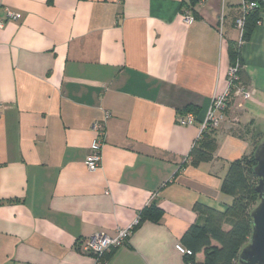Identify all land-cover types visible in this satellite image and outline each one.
Segmentation results:
<instances>
[{
  "label": "crops",
  "instance_id": "crops-1",
  "mask_svg": "<svg viewBox=\"0 0 264 264\" xmlns=\"http://www.w3.org/2000/svg\"><path fill=\"white\" fill-rule=\"evenodd\" d=\"M0 4L20 14L0 29V264H97L81 242L115 237L153 205L161 219L140 222L100 264H186L176 245L203 222L195 206L226 211L229 164L264 135V12L241 49L254 94L228 106L214 161L194 166L199 124L228 89L241 0ZM188 110L197 124L178 122ZM102 121L103 160L90 172Z\"/></svg>",
  "mask_w": 264,
  "mask_h": 264
},
{
  "label": "trees",
  "instance_id": "trees-1",
  "mask_svg": "<svg viewBox=\"0 0 264 264\" xmlns=\"http://www.w3.org/2000/svg\"><path fill=\"white\" fill-rule=\"evenodd\" d=\"M193 1L198 3V0ZM256 1L259 8L247 14L240 44L236 42L230 44L231 66L240 65L239 83L244 86H247L249 81L244 73L242 43L251 39L254 29L262 22L261 13L264 12V2ZM232 103H234L233 100L229 101L228 106ZM187 113H193L197 117L196 111L188 110ZM244 131V134L252 133L250 128H245ZM232 133L241 137L236 130H232ZM263 137L264 135L255 139L254 149L250 154L230 162L221 183V193L232 198V203L226 211L220 212L204 205L195 206V211L202 215L203 222L192 225L181 239V245L193 253V256L185 257L186 264H238L242 249L250 242L251 213L259 203V195L256 191L258 177L254 171L257 161L254 152ZM216 148V128H210L196 141L190 154L192 164L199 166L213 162ZM161 217V210L153 205L140 213L138 218L140 223L145 220L158 222ZM114 252L115 250H112L105 254L101 262H104ZM202 252L205 254V260L197 262L196 255Z\"/></svg>",
  "mask_w": 264,
  "mask_h": 264
},
{
  "label": "built area",
  "instance_id": "built-area-1",
  "mask_svg": "<svg viewBox=\"0 0 264 264\" xmlns=\"http://www.w3.org/2000/svg\"><path fill=\"white\" fill-rule=\"evenodd\" d=\"M209 0H198L200 3L208 2ZM264 2V0H262ZM241 15L236 21V27L240 31L241 36L244 31V24L247 14L251 11L259 8V4L256 0H241ZM2 11V12H1ZM20 18V14L11 10L6 6L0 4V29L4 28L5 25L10 21H17ZM185 21L188 24L194 22V18L188 13L185 14ZM223 19L221 24H223ZM240 65L236 64L230 67L228 73V89L225 95L216 98L209 111L207 112L205 119L199 124V136L210 129L219 128L226 118V109L229 101L233 100L238 109L243 108V104L248 101L253 94L248 86L239 83L238 71ZM238 81V82H237ZM3 108V104L0 103V114ZM197 119L193 113H187L185 116H180L178 122L185 126L195 125ZM96 133V138L91 144L88 154L86 156V166L90 172H95L101 167L103 156L102 150L106 141V121L96 122L93 126ZM139 224V218H137L128 228L118 230L115 237L108 236L103 233L95 234L89 238H86L78 246L84 254L93 255L96 258L97 264L101 263V258L110 253L112 250H117L122 247L129 239L130 234L134 228ZM176 249L185 257L193 256L192 251L184 248L181 243L176 245ZM191 264V263H188Z\"/></svg>",
  "mask_w": 264,
  "mask_h": 264
},
{
  "label": "water",
  "instance_id": "water-1",
  "mask_svg": "<svg viewBox=\"0 0 264 264\" xmlns=\"http://www.w3.org/2000/svg\"><path fill=\"white\" fill-rule=\"evenodd\" d=\"M258 177L256 191L259 203L251 213L252 234L250 242L242 249L238 264H264V138L254 152Z\"/></svg>",
  "mask_w": 264,
  "mask_h": 264
},
{
  "label": "rangeland",
  "instance_id": "rangeland-1",
  "mask_svg": "<svg viewBox=\"0 0 264 264\" xmlns=\"http://www.w3.org/2000/svg\"><path fill=\"white\" fill-rule=\"evenodd\" d=\"M251 92H253V91L251 90ZM253 94H254V92H253ZM253 94L251 95L250 99L252 98ZM250 99H249V100H250ZM246 102H247V101H246ZM227 108H228V107H227ZM237 109H238V108H237ZM239 110H240V109H239ZM226 119H227V109H226V118H225V120L223 121V123L226 122ZM221 125H222V124H221ZM220 127H221V126H220ZM220 127H219V128H220ZM259 127H261V126H259ZM261 128H262V127H261ZM217 129H218V128H217ZM262 129H263V128H262ZM262 129H261V130H262ZM256 131H258V129H256ZM259 131H260V129H259ZM254 134H255V139L258 138L259 136H260V137L263 136V134L260 133V132H255V131H254Z\"/></svg>",
  "mask_w": 264,
  "mask_h": 264
}]
</instances>
